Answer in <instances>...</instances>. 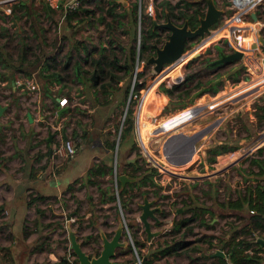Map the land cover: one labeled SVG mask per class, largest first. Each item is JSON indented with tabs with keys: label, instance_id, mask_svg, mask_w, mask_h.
Masks as SVG:
<instances>
[{
	"label": "rangeland",
	"instance_id": "374dc122",
	"mask_svg": "<svg viewBox=\"0 0 264 264\" xmlns=\"http://www.w3.org/2000/svg\"><path fill=\"white\" fill-rule=\"evenodd\" d=\"M111 1L113 0H84L74 15L67 21V15L64 18L62 17V9L52 8L47 0L0 2V43L2 45L6 43L5 48H7V45L9 46L7 51L10 53L12 61L16 63L19 58L18 51L21 43V45L25 43L27 48L30 47L27 50L26 60L28 62L23 66L26 73L22 72L21 76L28 77L25 76L27 73L33 76L38 93L28 94L25 92L26 99L22 100L24 105L19 103V107L21 109H31L33 101H35L39 105V109L43 110L40 112L43 115V120L37 122V130H33L26 137L30 143H32L31 140H34L32 145L38 146L32 151V155H40L41 158L46 155L49 146L46 145L44 139L50 133L53 134L55 144L59 143L62 135L71 138L77 144L72 136L74 129L80 135L86 130L94 144L102 141L103 147H105L106 142L115 143L113 149L107 151L109 159L106 163L110 169L107 168L103 174H92V180L95 183L89 182L86 174L74 179L70 187L75 188L77 194L73 192L64 197L71 200V202L69 201V211H73L75 205L78 206L72 222V228L77 235L76 240H80L81 243L85 240L86 234L92 235L81 245V249L83 248L82 250L89 256H94L96 251L100 252L102 238L100 239L97 233H104L107 238H111L110 235L114 233L112 225L117 224L116 221L120 222L119 202L117 198L111 199L108 196L117 193V164L121 166L128 158H137L138 163L143 167L154 166L158 170V173L154 175L153 183L130 188V192L134 193L135 196H133L130 203L132 209L128 210L126 216L136 226L123 231L122 237L126 243L125 245L128 246L132 241L130 233H135L138 239L145 243L143 247L138 248L141 255L145 251L147 254L149 249L165 239L182 236V232L174 234L171 230L173 219L182 212L181 210L178 212V209L184 207L185 201L189 202L192 199H197L199 202H205L206 205H214L215 214L222 213L224 215V217H218L216 221L220 224V227L217 228L219 235L226 225L228 229L231 225H242L245 223L248 213L231 209L222 210L221 207L216 208L214 199L226 201L243 185L255 183L259 179L256 177L254 170L257 167L252 168L255 173L252 174L249 168L250 162L247 160L252 157L251 147L259 140V135L264 130V118L259 119L257 117L261 113L260 106L263 104L264 82L258 85L259 91L255 95L252 94L239 102L228 101V97L235 88L241 87L240 82L246 80V77H252L254 82L264 74V69H261L262 73L259 74L254 70L255 66L260 65L257 60L264 54V46L259 40L260 36L264 37V33L261 31L264 27V1L251 9L256 14L255 20L252 19L251 15H248L243 19V22L235 21V19L231 22L235 14L234 11L237 9L233 7L231 0H123V2L117 0L127 6L134 2L138 4L137 34L136 40L132 44L136 52L135 62L130 73L119 72L118 74L124 75V77L118 82H112L108 91L104 92L100 85L92 84L91 81L94 79V75L89 72L91 67L83 63V53H80L75 46L78 41L80 45H86L90 49L94 48L95 53L93 55L96 56V49L101 46H109L108 43L112 37L126 45V47L129 45V33L124 31L129 27V15L123 7L118 5L113 9V13L123 14V17L119 21H114L112 15L107 13L106 10L107 7H110ZM164 1H169L171 4L180 2L183 9L185 1H199L204 15L209 5L219 9L221 13L202 36L186 43L184 52L192 55L184 60L168 62L160 72H155L154 62L148 59L155 57L156 52L149 50L145 53L141 52L142 20L148 23L147 19L150 18L154 25L156 24L155 26L164 29L160 41L154 43L155 50L156 47L163 45L169 34V31L159 24L166 22L168 19L178 26L185 23L182 18L172 20L167 15L165 17L162 15ZM20 3L25 4V7H20ZM49 6L53 10H50ZM107 22H111L110 31L106 28ZM225 23L226 25L221 28V25ZM236 49L242 50L246 56L256 59L255 66L248 64V66L250 65V73H245L246 65L244 62L246 60L243 56L236 62L226 64L208 65L204 63L205 59L214 61L219 58V51L228 54ZM117 53L119 59L123 61L124 56L122 53L124 52L118 51ZM52 55L55 56V59L51 60L53 67L50 71L59 73L62 76L60 81L55 80L53 77L46 80L42 76V73L49 72L42 71L44 58H51ZM66 55H70L71 65L68 69L63 70L62 61ZM34 59H36V62L33 64L31 62ZM75 61L80 63H75ZM78 64H80L79 71L82 72L76 76L73 69L77 68ZM84 70L89 71L86 73ZM182 83L187 85L185 88L183 86V91L173 90L170 92L167 90ZM215 87H218V89L215 93H211ZM186 89L188 91L184 92ZM204 89L210 93L206 91L201 93ZM243 89H245L244 86L233 93V97ZM61 95L67 98L68 110L65 112L63 120L58 123L59 117L53 111L54 106H50L49 103L51 98L55 99ZM219 102L220 105H217V107L209 108L208 104L215 105ZM200 110H203L200 116L192 121L187 120L192 114H196ZM208 111H211V113H208ZM212 117L216 120L219 119L213 127L218 125L214 129L211 138L200 145L199 152H202L203 156L199 154V157H201L192 162H188L189 157H187L185 160L187 159L186 162L188 163L183 166L174 162L175 159L170 156L174 152L169 150L170 145H165V138L172 133L170 136H173V138L170 144L173 145V148L175 147L173 141L178 139L177 134H175L177 129L183 127V125H186L184 129L192 128L194 125H202ZM129 124H131V130L120 138L122 129ZM210 124L212 123L208 125ZM206 131H208L206 127L197 131L198 133L192 135L191 139L194 140L198 135L205 136ZM20 136L23 138L20 133H17V129L9 124L7 128L0 130V138L4 142L2 147L5 149L11 147L10 143L12 141L13 143L17 142ZM90 139L85 140V137H83L78 139V142L89 141ZM118 143L121 145H119V149L123 148L122 153H118ZM133 143L136 145V149L130 152L128 149ZM220 143H224L229 147H236V154L227 158L232 161L229 166L225 165L226 163L223 160L228 157H223L225 155L218 157L216 155L215 162L211 164L206 159L207 150ZM99 151V156H103L102 150ZM55 157L58 159V156L55 155ZM246 157L248 158L245 159ZM47 160L48 156L42 159V164L37 163V166H49ZM101 161V158H99L94 160V163H100ZM24 164L27 165L26 162ZM30 164L29 162L28 165ZM6 166L10 168L8 165ZM160 166L166 167L169 171L165 172ZM126 169L130 171V168ZM16 171H19V165H16ZM103 192L106 194L102 196ZM33 193H29L30 199L34 198ZM145 197L154 201L159 210L165 209L166 211L165 215L155 214L158 221L150 218L151 231L157 232L150 239H147V233L139 219L140 204L143 203ZM185 215L188 214L185 213ZM2 217H0V221H4ZM204 217V221L211 222L208 214ZM102 221H107V225H98ZM28 222L27 227H30V230L33 231L36 222L33 219L28 220ZM94 222L98 224L95 225ZM191 226L193 227L192 233L185 236V239L190 242L203 234L207 236L206 238L210 234H215L213 233L214 230L213 232L207 231L206 226L200 224L199 220L192 222ZM0 232L4 233L5 238L10 235L6 231L4 222L0 223ZM40 240L37 242L38 245L49 243L45 239L41 242ZM56 241L59 250H61L58 251L62 256L61 258H68L72 261V264H77L76 255L71 247L66 248L64 239L59 238ZM201 246L205 248L206 244L203 243ZM119 251L117 252L119 256L125 253L121 252V248H119ZM25 252L24 250L19 254L20 264H24ZM129 252L131 254L130 260L120 257L121 260L131 261L136 256L137 249L134 245L129 249ZM186 255L184 253L175 256L188 264ZM137 256L141 259L143 255L137 254ZM5 259L8 260V256ZM59 259L58 257L57 260Z\"/></svg>",
	"mask_w": 264,
	"mask_h": 264
},
{
	"label": "crops",
	"instance_id": "0c3cea01",
	"mask_svg": "<svg viewBox=\"0 0 264 264\" xmlns=\"http://www.w3.org/2000/svg\"><path fill=\"white\" fill-rule=\"evenodd\" d=\"M4 45H6V43L3 45L2 43H0V130L7 128L10 124L12 127L17 129V133H20V135H22L25 140L20 136L17 142L13 143L12 141L10 143L11 147L5 149L4 147H2V144H4V142H2L0 138V208L3 209L4 214L2 217V220L4 221H0V223L4 222L6 231H8V233L10 234L7 238H5L4 233L0 232V260L1 264H20L18 260L19 254L21 251L25 250L26 252L24 264H37L43 263L45 261H55L58 257H62L60 255V252H58L61 250H59L60 248L59 246H57L56 240L59 238L62 240L64 239V241L66 242V248H69V232L75 233L74 229L72 228V222L74 221V216L78 206L75 205V209L73 211H69V201L71 202V200L64 198L65 196H68L73 192L77 194V192L74 190L75 188H73L72 186L70 187V184L74 179H77L84 174L87 175V180L89 178L92 179V175L88 176V169L94 164V160H97L99 158L106 162L109 159L107 157V151L109 150L103 147L102 141L100 143L98 142L94 144V142L89 138L87 131L85 130V140L90 139L91 141L84 140L83 142L76 144L77 151L72 157H65L62 155V152H57L58 154L54 153V148L58 145V143L55 144V142L53 141V134H51L50 139L49 136L47 137V139H44L46 145L49 146V149L45 153L46 155H43L42 158L40 157L39 159L38 156L32 155V151L38 146L32 145L34 140H31L32 143H30V141H28L26 137L33 130H37V122L39 120H43V115L40 113L43 110L39 109V105L35 101H33L34 103L31 109H21L19 107V103L24 105L22 100L26 99V93L30 94L38 92L36 90L29 89L25 85H18L16 79L19 78V80H21V77H23V75L21 76V67H16L17 63L12 61V57L7 51V48L9 46L5 48ZM25 78H30L35 81L33 76H28ZM60 97H62V95L55 98V100L51 98V102L49 103L50 106H54L53 111H55V109L57 108V117H59L58 123L63 120L64 114L66 110H68L67 104L62 106L59 105L58 98ZM58 108H61L62 112L65 111L62 116V112L58 114ZM209 112L211 113V111H208V113ZM217 120L212 117L205 121L202 125H194L192 128L186 129H184L186 125H183V127L177 129L175 133L177 134L176 136L178 139L176 141H173L175 142V147L173 148V145L171 146L170 144L173 136H170L172 133L169 134L165 138V145H170L169 150L174 152L172 155H170L175 159L174 162L180 163V165L183 166L184 164L192 162L196 159L198 160V158L203 156L202 152H199L200 145L205 143V140L211 138L212 133L218 124L212 128H207L208 131L205 132V136L198 135L194 140L191 139V136L196 135L198 133L197 131L205 129V127H207L209 123L215 122ZM3 138L5 139V137ZM258 142L260 143V141ZM258 147H262L261 154L256 153ZM99 150H102L104 154L101 157L99 156ZM250 150L252 157L264 159V142L258 145L254 144V146L251 147ZM236 151L237 150L234 149L222 152L218 154L217 157L221 155H225L223 157L228 156L223 160L226 163L225 165L229 166L232 161L227 158L232 157L233 154H236ZM199 154H201L200 157ZM55 155L58 156V159H56ZM47 156V162L49 163V166L41 165L38 167L37 163L42 164V159ZM187 156L189 157L188 162H186L187 159L185 160ZM128 159H126V162H128ZM57 161L60 162L54 163ZM25 162L27 165L24 164ZM29 162L31 163L30 165H28ZM224 162L222 161V164ZM6 165H8L10 168H7ZM16 165H19V171L15 172ZM161 168L164 171L167 170L166 167L163 168L162 166ZM254 170L256 172V177L259 178L257 181H260V183H262L264 181V169L261 174H258V168ZM243 188L244 187H241L238 192L243 191ZM30 192H34L33 197L36 198H34L30 204H27ZM236 193L237 192L235 191L234 195H232L231 197H235ZM105 194L106 193L103 192V195ZM222 201L224 202L225 200ZM215 205L217 206L216 208L220 207L216 203ZM208 206H213L215 210L214 205ZM118 207L119 211L121 212V218L120 222L116 221L117 224L112 225V227H114V231L123 223L130 222L132 224V220H130L126 216L128 214V210L121 208L119 204ZM220 209L235 210L226 206L221 207ZM157 211H155L156 215H158ZM235 211H245L248 214L250 213L246 210V208ZM218 217H221L220 214H217V216L211 218L210 223L207 222L208 225L213 224L212 227H206L207 231L213 232L214 230L213 233L217 235H219L217 233L219 232L217 228L220 227V224L216 223ZM31 219L36 222L33 231L30 230V227H27L29 225L28 220ZM148 220L150 221V219ZM245 220V223L239 226L236 225V227L245 225L248 221L247 218H245ZM94 223L95 225L98 224L97 222ZM102 223L103 222L99 223L98 225H107V221H104L103 224ZM95 225L94 227H96ZM132 227L133 226L129 227L128 225L127 230ZM226 227L228 226L226 225ZM226 227L224 226L225 229L222 230L220 235H224V232L230 230ZM102 234L104 233L98 234L100 239L102 238ZM87 235L88 234H86V236ZM104 235L107 236L106 234ZM112 235L113 234H111L110 237ZM255 235V240L258 241L259 244L256 245V251L254 252L255 262L251 264H264V231L256 230ZM75 237H77L76 233ZM40 239H45L46 241H49V243L46 242L38 245L39 243L37 242ZM120 240L123 241V237H121ZM77 241L79 242L80 240ZM130 244L133 246L132 241ZM119 248H121V252H125L120 256L117 255V252H120ZM211 251H214V249L209 250V252ZM115 252L116 256L114 257V260L118 263L135 264L136 262H138V259H140L136 254V256L131 261H129L131 254L129 252V248H127L126 245L117 247ZM3 253H7L8 260L2 258ZM142 255L140 256L147 258L146 251L144 252V254L142 253ZM120 257L127 258L129 260H121ZM225 257L226 255L224 256V258ZM179 261L181 260L178 257H176L175 255H171L162 257L158 260H154L151 264H186L185 261Z\"/></svg>",
	"mask_w": 264,
	"mask_h": 264
},
{
	"label": "trees",
	"instance_id": "16d2710c",
	"mask_svg": "<svg viewBox=\"0 0 264 264\" xmlns=\"http://www.w3.org/2000/svg\"><path fill=\"white\" fill-rule=\"evenodd\" d=\"M120 5L123 7V9L126 11V13L129 15V27L128 29H124V31L129 33L130 40L129 45L126 47V45L122 44L115 38H111L109 40V46H101L96 49V56L93 55L95 53L94 48L90 49L86 45H80L79 42H76L75 48L79 50L80 53H83V63L91 67V71L84 70V72H91V74L94 75V79H92L93 85H100L102 88V91L107 92L108 88L111 87L112 82H118L120 81L124 75H119V72H122L124 74L130 73L132 71L134 62H135V50L133 48V41L136 40V25H137V12H138V4L137 2L132 3L130 6L124 5L122 2H118L117 0H113L110 2V7H107V13L112 15V19L114 21H119L120 18L123 17V14H115L113 13V9ZM20 7H25V4L20 3ZM180 6V2H176L174 4H171L169 1H164V9L162 10V15L165 17L166 15L170 17V19L174 20L182 18L183 22L185 21L187 25L194 29L198 26L200 19L204 16V12L201 11V6L199 1L191 2V1H185L184 9ZM50 10H53L49 6ZM88 11H91L87 9ZM75 12H71L67 14L66 21L74 15ZM145 20V19H144ZM148 23L146 21L144 22L142 20V28H141V52L145 53L147 50L149 51H155V45L154 43H157L160 41L162 32L164 29L157 27L154 25L152 19L148 18ZM111 22L106 23V28L109 29L111 27ZM262 33H264V27L262 28ZM22 44V43H21ZM20 44V48L18 51V59L16 61L17 68H22V72L24 73L26 71L25 67L23 68L24 64L27 63V50L30 48H27V45L24 43L23 45ZM5 46V45H4ZM8 46V45H7ZM264 48V47H263ZM118 51L124 52L122 53L124 56V60L121 61L118 56ZM68 54V53H67ZM10 55V54H9ZM219 55H224L222 51H219ZM8 56V55H7ZM219 56V57H220ZM51 58H44L43 62V70L42 71H49L47 73H42V76L46 78L53 77L55 80L60 81L62 76L55 72L50 71L53 67V64L51 63V60H54L55 56H50ZM70 55H66L64 60L62 61V69L66 70L70 67ZM39 58L37 59V61ZM36 62V59H34L31 63L34 64ZM236 62V61H234ZM75 63H80L78 61H75ZM205 64L208 65H216L220 63H213L211 59H205ZM224 64V63H221ZM80 64H78V67L74 68L73 71L75 75H80L82 71H79ZM261 69H264V67H259L255 72L257 74L262 73ZM26 73V72H25ZM25 76H30L28 73ZM51 80V79H50ZM185 82V81H184ZM183 82V83H184ZM253 82V81H252ZM182 83V84H183ZM248 83V82H247ZM246 83V84H247ZM174 85L173 87L167 89L168 91H183L185 88V84L183 85ZM184 86V88H183ZM188 88V87H187ZM218 87H215V89L211 93H215ZM188 91V89L184 90V92ZM204 91L210 93L206 89L201 91V93H204ZM200 93V94H201ZM136 96V95H135ZM211 105V104H208ZM53 106V105H52ZM261 113L258 114L259 119L264 118V99L263 104L260 106ZM67 111V110H66ZM65 111L61 113V116L64 114ZM216 122V121H215ZM215 122H212V124L207 125L206 128H212ZM131 130V124H129L126 128L122 129L120 138H122L123 134L128 133ZM72 136L74 137L76 143L78 142V139H81L85 137V133L83 132L81 135L75 131V129L72 132ZM47 139V138H46ZM49 144V143H48ZM120 143H118V153L123 152V148L121 147L119 149ZM115 146L114 142H106L105 148L106 149H113ZM135 144L133 143L130 146V149H128L130 152L135 150ZM236 147H229L227 145H224V143L216 144L213 147L209 148L207 150V157L206 159L211 164L215 162L216 155L226 152L229 150H234ZM19 152V151H18ZM256 153L261 154L262 153V147H258L256 150ZM42 156V155H41ZM188 157V156H187ZM186 157V158H187ZM40 158V155L38 156V159ZM246 157L245 159H247ZM250 162V172L252 174H255L252 170L253 167L258 168V174H261L264 169V159L251 157L248 159ZM121 167V168H120ZM110 169V167L107 166V163L105 161H101V163H94L89 169H88V176L95 174V173H105L106 169ZM121 170H120V169ZM126 168H130V171H128ZM118 173H125L128 176L135 177L136 180L134 182H126L123 186L120 185L119 181H116L117 183V193H113L109 195L108 197L111 199H116L119 202V205L121 208L131 210L130 203L132 202V198L134 193L130 192V188L137 187L139 185H145L146 183H153L154 182V175L158 173V170L154 166L149 167H143L141 164L138 163V159H134L133 162H126L120 166L117 164L116 167ZM166 172L169 171V169L165 170ZM89 182L95 183L92 179H88ZM243 191H236L235 197H229L226 199V201H218L216 198L214 199V202L220 206V207H228L235 210H239L242 208H246L248 212H250L247 217V223L241 227H236L231 225L230 230L224 232V235H215L210 234L208 238H206V235H201L197 237L194 241L186 240L185 236L187 234L192 233L193 227L191 226L192 222L199 220L200 224H204L206 227H212V225H208V223L205 220V215L208 214L210 216V219L217 216L214 212L213 206H208L205 204V202H199L197 199H192L189 202H184V207L181 208V211L178 214V217L173 219L172 222V233H181L182 236L179 238H173V239H165L164 241L157 244L152 249H149L146 258V261L143 264H151L154 260H158L162 257L171 256V255H181L186 253L188 264H251L255 262L254 259V252L256 251V245L259 244L258 241L255 240V235L253 234L258 231H264V222H263V214H264V181L260 183V181H256L255 183L245 184L243 185ZM145 193L147 191H144ZM103 196V194H102ZM36 198V197H34ZM33 198V199H34ZM33 199H28L27 204H30ZM157 205V204H156ZM160 213V214H159ZM166 211L165 209H160L157 211V214L159 215H165ZM187 213L188 215H185ZM3 209L0 208V217L3 216ZM220 216L223 217L224 215L220 213ZM126 217V216H125ZM127 218V217H126ZM131 220V219H130ZM104 223V221H102ZM132 224H129L130 226H136V224L131 221ZM102 223V224H103ZM109 235V233H108ZM132 236V244L137 249V254L141 255V252L138 248H141L145 245L143 241H140L135 235L130 233ZM92 235L85 236V240L81 242L83 245L89 237ZM97 236L98 233H97ZM251 236V238H249ZM184 237V238H183ZM215 240V241H214ZM205 243L206 247L203 248L201 244ZM132 245L129 244L127 248L131 249ZM215 248H221L225 254L226 257L221 256H207L209 250L215 249ZM250 250V253H249ZM99 251H96L94 254L97 255ZM7 257V253H3L2 258L5 259ZM6 260V259H5ZM1 264V260H0ZM37 264H67L62 258H60L57 261H45L43 263H37Z\"/></svg>",
	"mask_w": 264,
	"mask_h": 264
},
{
	"label": "water",
	"instance_id": "95a60500",
	"mask_svg": "<svg viewBox=\"0 0 264 264\" xmlns=\"http://www.w3.org/2000/svg\"><path fill=\"white\" fill-rule=\"evenodd\" d=\"M120 1L123 2V0ZM220 13L221 11L219 9L209 5L206 14L200 19L198 26L194 29L188 27L186 22L183 25L178 26L169 19L166 22L159 24L161 27L167 29L169 34L163 45L161 47H156L155 57H150V59H148L154 62L155 72H160L166 63L177 60L184 53L186 43L198 36H202L203 33L207 31L209 25H212L217 20ZM251 17L254 20L256 19V14L254 11L251 12ZM259 40L264 46V37L260 36ZM241 57L242 52L235 50L231 53L220 56L219 58L215 59L213 63H231L239 60ZM61 112L62 109L58 108V114ZM50 138L51 133L49 134V139ZM131 161H133V158L128 159V162ZM116 180L120 182L121 186H123L126 182H134L136 178L128 176L125 173H119L116 175ZM153 203L154 201L145 197L143 199V203L140 204L141 213L139 214V219L143 223L144 230L147 233V239H150L151 236L157 234V232L151 231L150 222L148 220L152 218L155 221H158L155 211L159 210V207ZM180 210L181 209H178V212H180ZM129 224L130 222H127L117 227L111 238H107L104 234H102V248L95 256H89L87 253H85L81 249V244L76 240L74 233L69 232L70 247L76 255L77 264H126L118 263L114 260V257L116 256V248L125 245V242L121 241L120 238L122 237V232L128 229ZM225 255V252L221 248H216L214 251H211L207 254V256L210 257H224ZM63 260L67 264H72V261L68 258H63ZM145 260L146 258L142 257L140 261L136 262L135 264H143Z\"/></svg>",
	"mask_w": 264,
	"mask_h": 264
},
{
	"label": "built area",
	"instance_id": "2783aa9c",
	"mask_svg": "<svg viewBox=\"0 0 264 264\" xmlns=\"http://www.w3.org/2000/svg\"><path fill=\"white\" fill-rule=\"evenodd\" d=\"M7 1L10 2V1H15V0H0V2H7ZM83 1L84 0H47V2L50 4V6L52 8L62 9V17L63 18L66 17V15L71 13V12H76V10H78L79 6L81 5V3ZM87 1H90V0H87ZM262 1H264V0H231V2L233 3V7L237 8L234 11L235 14H234L233 18L231 19V22H233L234 19H235V21H242L243 22V19H245V17H247L248 15H251V12H253L251 10L252 7L261 3ZM225 25H226V23L222 24L221 28H223ZM238 51H240V50H238ZM241 52H242V56L247 61V62L246 61L244 62L246 65V68H245L246 72L245 73H250V71H249L250 65L248 66V64L255 66L254 64L256 62V59L254 57H248V55L246 56L245 52L242 50H241ZM259 60H257V61L260 63V65L254 67L255 71L260 66H264V54L261 55ZM16 81L18 82V85H25L31 90L37 89V85L33 79H30V78H23L22 79L21 78V80H19V78H18V79H16ZM252 81H253L252 77L251 78L246 77V80H242L240 82V85H241V87L244 86L245 89L241 90L243 92L240 91V92L236 93L235 96L233 97V93L237 92L241 87L235 88L234 91L230 92L229 97H228L229 98L228 101L239 102L240 100H243L252 94L255 95L259 91L258 85L261 82H264V74H263V76L258 78V80L254 81V82H252ZM58 103L60 106L65 105L67 103V98L66 97L58 98ZM217 105H220V102L215 104V105H209V108L212 109L213 107H217ZM202 111L203 110L197 111L196 114H192L189 118H187V120H191V121L194 120V118L200 116ZM54 113L57 114V108L55 109ZM259 137L260 138L258 141H260V143L257 141L255 143L256 145L264 142V130L259 135ZM54 150H55L54 153L62 152L63 156L72 157L73 155H75L77 147L71 138L70 139L66 138L63 135L62 138L60 139L58 145L55 146Z\"/></svg>",
	"mask_w": 264,
	"mask_h": 264
},
{
	"label": "bare ground",
	"instance_id": "6f19581e",
	"mask_svg": "<svg viewBox=\"0 0 264 264\" xmlns=\"http://www.w3.org/2000/svg\"><path fill=\"white\" fill-rule=\"evenodd\" d=\"M203 40H204V38H203ZM190 55H192V54L184 52L177 60L187 59Z\"/></svg>",
	"mask_w": 264,
	"mask_h": 264
}]
</instances>
